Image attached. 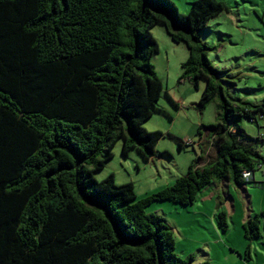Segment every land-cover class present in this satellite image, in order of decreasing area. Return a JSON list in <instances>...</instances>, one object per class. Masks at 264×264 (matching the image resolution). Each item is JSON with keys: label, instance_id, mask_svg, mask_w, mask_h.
Masks as SVG:
<instances>
[{"label": "trees", "instance_id": "16d2710c", "mask_svg": "<svg viewBox=\"0 0 264 264\" xmlns=\"http://www.w3.org/2000/svg\"><path fill=\"white\" fill-rule=\"evenodd\" d=\"M230 11L221 0H195L185 14L173 0H0V264H191L171 225L146 208L192 205L208 185H242L264 168L254 146L263 139L242 126L264 119V101L231 96L208 60L217 47L199 38ZM158 23L187 45L179 80L205 81L196 109L214 103L216 122L198 126L200 152L183 176L137 200L132 182L94 172L119 139L125 156H156L164 134L143 124L164 91L153 64ZM217 222L227 231L225 211ZM260 227L248 218L245 238Z\"/></svg>", "mask_w": 264, "mask_h": 264}, {"label": "rangeland", "instance_id": "374dc122", "mask_svg": "<svg viewBox=\"0 0 264 264\" xmlns=\"http://www.w3.org/2000/svg\"><path fill=\"white\" fill-rule=\"evenodd\" d=\"M193 1L195 0H173L180 13L184 14L190 10L188 3ZM221 1L231 11L214 18L209 27L199 34V38L209 46L217 47L208 52V60L223 70L224 87L229 94L254 104H262L264 0ZM151 32L159 44V53L153 57V64L164 91L157 102V110L143 126L148 131H160L164 134L156 146V156L146 160L137 149L125 156L122 153V139H119L113 149V158L106 162L103 169L94 172L97 180L113 174L119 185L132 182L137 200L173 185L177 178L183 176L196 159V152H199L198 126L216 122L214 103L207 105L202 112L196 109L205 81L201 79L199 89L196 90L188 81L179 80L182 64L189 56L187 45L184 42H174L161 23L156 24ZM242 124L251 137H261L264 141V119L258 118V122L252 123L243 118ZM207 129L205 127L203 130ZM180 140L184 142L182 148L179 146ZM254 146L261 150L263 156L264 143ZM215 150L216 148L213 152ZM253 180L264 183V170H257L242 184L248 189L250 197L244 195L241 185L231 183L227 193V188L217 184L215 192L216 187L211 186L199 195L193 205L154 202L146 208V212L164 217L172 227H177L174 235L176 253L181 257H185L183 248L186 246L191 248L196 258L204 252L209 253L207 243L210 241L213 250L209 254L212 257L225 258L226 254L234 258V264H248L241 257H245L247 247L251 244L249 255L254 262L261 264L264 261V238L248 241L241 224L248 213L252 217L258 216L264 235V187H255ZM213 193L215 197H211ZM222 210L227 212L228 229L225 233L219 229L217 222L218 212ZM217 232L223 239L221 244L215 242ZM213 262L218 264L219 260Z\"/></svg>", "mask_w": 264, "mask_h": 264}, {"label": "crops", "instance_id": "0c3cea01", "mask_svg": "<svg viewBox=\"0 0 264 264\" xmlns=\"http://www.w3.org/2000/svg\"><path fill=\"white\" fill-rule=\"evenodd\" d=\"M188 5H191V3H188ZM200 86V85H199ZM196 89V88H195ZM199 89V88H198ZM198 89H196V90H198ZM242 126H243V124H242ZM246 131V130H245ZM247 132V131H246ZM264 143V142H263ZM197 147H198V145H197ZM257 149V148H256ZM259 152H260V154H261V150H259V149H257ZM196 152V151H195ZM199 152H200V150H199ZM199 152L197 153L196 152V156L199 154ZM262 155V154H261ZM264 156V155H263ZM253 182H254V186L255 187H264V183L263 182H255L254 180H253ZM256 183H258V184H256ZM217 184H221L222 185V187L223 188H227L228 190H227V193L229 192V185H231V182H229V181H220V182H214V183H212V184H210V185H208L205 189H203L201 192H199V194H198V196H197V198L199 197V195L200 194H203V192L205 191V190H207V189H209L211 186L213 187V186H215L216 187V189H214V192L217 190ZM241 191L244 193V195H246L247 197H250L249 196V194H248V189L246 188V186L245 185H241ZM214 196V193L213 194H211V197H213ZM215 197V196H214ZM197 200V199H196ZM193 205V204H192ZM190 206V205H189ZM250 211H252V210H249V212ZM227 213V212H226ZM264 214V213H263ZM256 217V216H255ZM248 218H253L251 215H250V213H248V215L245 217V218H243V221H242V227H243V224L247 221V219ZM259 218V217H258ZM261 221V220H260ZM262 223V222H261ZM172 227V226H171ZM219 227V226H218ZM173 228V232H174V235H175V232H176V230H177V227H172ZM219 229L221 230V231H223L220 227H219ZM225 232H227V231H223V233H225ZM179 234H181V232L179 231ZM264 238V235L262 234V231H261V235H260V237H258V238H256V239H254V240H261V239H263ZM215 242L217 243V244H221V243H223V239L220 237V235L218 234V232H217V239L215 240ZM212 242H208L207 243V245L209 246V253H211V251L213 250V248H212V246L210 245ZM232 250H234V249H232ZM235 251V250H234ZM183 252H184V256L185 257H182V258H185V259H189L190 257H192L193 256V261L191 262V264H200V263H202V262H205L206 260H208L209 261V264H215L213 261L214 260H219V262H218V264H234V258L233 257H229V256H227L226 254H225V258H218V257H212V255L211 254H209V253H203V255H201V256H199L198 258H196L193 254H192V251H191V248L190 247H188V246H186L185 248H183ZM224 253V252H223ZM189 254H191V255H189ZM186 256H188L187 258H186ZM241 256V255H240ZM242 259H244L246 262H248V264H257L256 262H254L253 261V259H252V256L251 255H249V257H241ZM242 263H243V261H242ZM261 264H264V261L261 263Z\"/></svg>", "mask_w": 264, "mask_h": 264}, {"label": "built area", "instance_id": "2783aa9c", "mask_svg": "<svg viewBox=\"0 0 264 264\" xmlns=\"http://www.w3.org/2000/svg\"><path fill=\"white\" fill-rule=\"evenodd\" d=\"M259 170H264V168H261V169H259ZM243 176H244V178H249V177L252 176V173L247 171V172L244 173Z\"/></svg>", "mask_w": 264, "mask_h": 264}]
</instances>
